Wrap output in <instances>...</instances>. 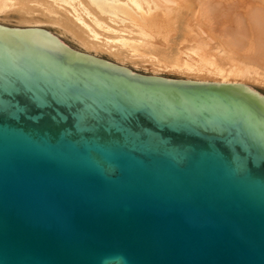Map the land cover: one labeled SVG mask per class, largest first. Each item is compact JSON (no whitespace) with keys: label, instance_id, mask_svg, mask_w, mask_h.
Wrapping results in <instances>:
<instances>
[{"label":"water","instance_id":"water-1","mask_svg":"<svg viewBox=\"0 0 264 264\" xmlns=\"http://www.w3.org/2000/svg\"><path fill=\"white\" fill-rule=\"evenodd\" d=\"M0 264H264V96L0 26Z\"/></svg>","mask_w":264,"mask_h":264},{"label":"bare ground","instance_id":"bare-ground-1","mask_svg":"<svg viewBox=\"0 0 264 264\" xmlns=\"http://www.w3.org/2000/svg\"><path fill=\"white\" fill-rule=\"evenodd\" d=\"M238 4L246 8L237 17ZM0 16L32 25L2 27L56 37L41 26L52 25L80 54L107 55L119 67L144 62L153 72L185 75L180 81L264 85V0H0ZM175 39L187 45L173 53ZM146 54L151 60L140 61ZM172 55L175 64L165 63Z\"/></svg>","mask_w":264,"mask_h":264},{"label":"rangeland","instance_id":"rangeland-1","mask_svg":"<svg viewBox=\"0 0 264 264\" xmlns=\"http://www.w3.org/2000/svg\"><path fill=\"white\" fill-rule=\"evenodd\" d=\"M238 5H239L238 6L239 9L238 8L235 9V10H237V9L239 10V11L237 10L236 16H237V14L241 16V13H239V12H241L240 10L244 11L246 7L244 6L245 8L243 9V8L240 7L241 4H238ZM233 7H235V6H233ZM243 13H242V15H244ZM38 15H40V14H38ZM233 16H235V15L233 14ZM3 17L4 16H0V24L3 25V26H6V27L14 28L16 26H22V27H30V26H32V25H30V23L27 24L29 26H24L23 24L19 23V21L17 19H15V18H10V19L7 18V19L2 20ZM41 26L47 28L49 31H52L54 33V35H56L57 38H59L62 42H64L68 47H70L74 51L79 52V53L83 52L84 49L82 47H80L76 42L72 41L70 38L64 37V35L60 34L58 31H56V29H57L56 27H54L52 25H49V24H45V25H41ZM179 28L181 29L182 27L179 26ZM159 30L163 31V33L160 34V36H162L165 33V31H166V27L162 26ZM185 32H187V31L185 30ZM186 38L187 37H184V39H186ZM171 45H172V51L171 52L175 53L178 49H181L184 45H187V44H185V43L181 44L179 40L175 39L173 41L171 40ZM91 56H94V57H96L98 59H105V62L116 63L118 65H122V63L107 57V55H103L102 56V55H94V54H92ZM175 57H176L175 55L174 56L172 55L170 57L167 56V62H165V63L169 62V64H171V63L175 64V61L173 60V59H175ZM139 59L141 61V60L150 59V57H149L148 54H146L144 57H141ZM138 63H139V65H136V66L128 64V67H123V66L122 67L126 68V69H128V70H130V71H132V72H134L136 74L143 75V76H146V77L147 76H151V77L156 76L158 78L167 79V80H179V81L180 80H186L185 79V75H183V74H181L179 72H176V71L170 72L169 69L163 70V71H155V72H153L151 69H149V64L148 63H144V62H138ZM248 84H249L248 85L249 87H251L252 89H254L255 91H257L258 93H260L261 95L264 96V85H259L257 81L251 82V80L248 82Z\"/></svg>","mask_w":264,"mask_h":264}]
</instances>
